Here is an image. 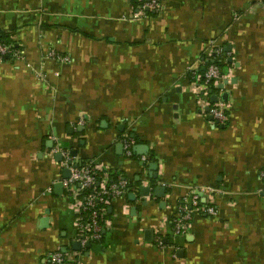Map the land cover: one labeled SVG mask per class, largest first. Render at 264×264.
Returning a JSON list of instances; mask_svg holds the SVG:
<instances>
[{
  "label": "crops",
  "instance_id": "1",
  "mask_svg": "<svg viewBox=\"0 0 264 264\" xmlns=\"http://www.w3.org/2000/svg\"><path fill=\"white\" fill-rule=\"evenodd\" d=\"M149 1L0 0L22 53L0 60V264H264V0ZM215 61L227 84L204 92L198 73ZM54 149L128 184L89 249L53 189L67 169ZM190 192L216 215L191 213L174 237Z\"/></svg>",
  "mask_w": 264,
  "mask_h": 264
},
{
  "label": "built area",
  "instance_id": "2",
  "mask_svg": "<svg viewBox=\"0 0 264 264\" xmlns=\"http://www.w3.org/2000/svg\"><path fill=\"white\" fill-rule=\"evenodd\" d=\"M264 5V1L262 2ZM143 9L153 10L155 12L160 11V1L150 0L143 5ZM10 53V50L0 45V55H6ZM216 59L221 55L220 49L214 51ZM52 55V54H51ZM12 58L21 59L22 53L20 51L14 52ZM60 62H68L66 57H58ZM203 80L201 83L202 91L216 87L221 84L224 77L221 76L219 67L215 62L208 64L204 75L197 77L198 80ZM210 116L213 120L219 124H224L227 121L226 106L222 102H216L209 110ZM124 154L127 158L131 157L132 149L134 146V140L128 136H124L121 140ZM57 153L62 154L63 162L62 168H69L70 177L63 181V187L66 193L73 201V207L78 210V217L76 220V227L80 231V241L82 244L88 242H98L102 237L103 231L109 225V222L105 218L106 207L114 199L123 197L128 191V184L124 180L117 181L115 183H108V174L105 173L101 179L96 180L95 176L98 173V168L92 166V164L83 165H71L68 166L69 158L68 154L61 149H54L50 152V156ZM88 192L87 194H83ZM187 206L183 208V214L177 216L172 220V235L174 237H184L187 234L189 221L191 219V213L196 211H203L209 217L216 215L214 207V198L210 199L207 207L203 208L199 206V198L196 192H190L188 198L185 200ZM154 243L163 248V237L159 232H156ZM68 261L66 256L60 253H53L50 255L49 264H64Z\"/></svg>",
  "mask_w": 264,
  "mask_h": 264
},
{
  "label": "trees",
  "instance_id": "3",
  "mask_svg": "<svg viewBox=\"0 0 264 264\" xmlns=\"http://www.w3.org/2000/svg\"><path fill=\"white\" fill-rule=\"evenodd\" d=\"M0 45L5 46V47H7L10 50V53H8L6 55H3V56L0 55V60H2V61H8V60L13 59L12 58V54L14 52L19 51V48L16 47L15 43L11 39V34L3 32V31H0ZM215 64L219 67L220 72H221V76L223 77L225 72H226V68H227L228 65L227 64H222L221 62H217V61H215ZM207 66H208V64H207ZM207 66H205L204 69L198 73L199 76L202 77L204 75V72H205ZM191 77L193 78V80L195 79L193 75ZM199 82L200 83L203 82L202 78H201V80H199ZM210 90L213 91V92H217L218 91V89L214 88L212 86V84H211ZM103 175H104V172L98 171V173H96V176H95L96 180L98 181L99 179H101V177ZM119 179L120 178H117V177H114V176L111 177L110 184L117 182V180H119ZM87 193L88 192H85L83 194H87ZM106 209H107V207H106Z\"/></svg>",
  "mask_w": 264,
  "mask_h": 264
},
{
  "label": "water",
  "instance_id": "4",
  "mask_svg": "<svg viewBox=\"0 0 264 264\" xmlns=\"http://www.w3.org/2000/svg\"><path fill=\"white\" fill-rule=\"evenodd\" d=\"M225 84H227V82H223L222 84H220L219 86H218V89L219 90H223V88H224V85ZM227 98V95L226 94H224V96H223V99L225 100ZM218 100H217V98L216 97H212L211 98V102L212 103H216ZM82 129L83 128H79V131L81 130L82 131ZM136 149V148H135ZM141 149H143V150H147V147L146 146H144V147H142V148H137V150L139 151V150H141ZM140 152V151H139ZM76 155H77V153L76 152H71V156L72 157H75L76 158ZM61 156L60 155H57L56 156V158H57V160L58 161H60L61 160V158H60ZM76 165V162L75 161H69L68 162V166L70 167L71 165ZM70 177V170H69V168H67V169H65V170H63V178L64 179H68ZM62 184L61 183H57V184H55L54 186H53V189H54V191L57 193V194H62ZM161 190V189H160ZM143 191H145L146 193H147V191L148 190H144L143 189ZM48 213V212H47ZM42 224H43V227H46L47 226V219H44L43 221H42ZM147 235H149V232L148 233H146ZM74 245V248H75V250H79L78 248H80V246H79V244L78 243H74L73 244ZM85 246H86V248H88L89 249V247H90V242H88V243H86L85 244Z\"/></svg>",
  "mask_w": 264,
  "mask_h": 264
}]
</instances>
